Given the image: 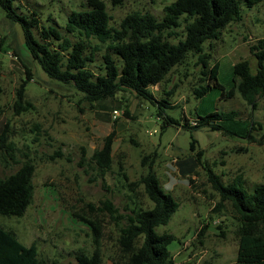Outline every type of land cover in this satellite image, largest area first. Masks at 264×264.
Segmentation results:
<instances>
[{"label": "rangeland", "instance_id": "374dc122", "mask_svg": "<svg viewBox=\"0 0 264 264\" xmlns=\"http://www.w3.org/2000/svg\"><path fill=\"white\" fill-rule=\"evenodd\" d=\"M20 1L34 5L45 23L53 18L62 25L72 10L86 8L87 2ZM103 1L112 18L110 24L118 27L123 17L134 10L150 11L162 17L164 6L173 0ZM29 8L32 9L30 5ZM246 10L242 21L223 29L212 51V61L219 63L218 81L227 88L233 85L236 62L247 59L253 71L257 69L250 44L264 37V2ZM1 39L4 44L0 50V132L5 126L9 127V141L14 143L15 150L14 159L10 158L8 163L0 151V177L15 172L26 159L33 160L36 166L31 204L22 216L0 214L4 228L14 231L27 246L35 243L43 264H52L54 260L77 264V255L80 252L92 254L95 243L90 224L77 218L74 212L93 214L88 204L101 206L105 199H111L122 214L130 213L132 208L152 207L143 186L132 188L129 183L153 170L165 191L179 202L169 223L158 227V232L175 234L176 239L169 249L176 262L235 264L238 238L231 207L226 204L219 212L215 211L219 195L208 170L221 175L224 182L238 174L244 175L248 186L264 182V144L245 137L253 124L254 137L262 138L264 97L258 99L256 106L247 103L238 93L231 99L221 100V88L213 86L206 96L197 98L192 85L200 81L201 66L195 64V58H189L187 63L174 68L162 84L152 86L159 99L166 97L162 92L165 88L170 90L175 86L176 89L170 101L177 106H165V111L179 119L182 126L172 125L162 131L158 106L135 93L120 92L115 98L95 101L93 107L80 101L82 93L74 84L51 78L31 58L21 26L8 18L0 6ZM208 43L205 46L209 51ZM21 59L33 73V79L26 86V100L32 106L17 114L13 108L16 89L27 79ZM101 61L99 54L92 65L96 73ZM115 109L121 111L118 117H114ZM126 109L130 110L129 116L124 114ZM216 109L239 110L238 117L221 122L234 133L209 127L198 130L183 127L186 125L184 116L194 124L195 118ZM112 132H115L113 164L102 176L92 156ZM194 138L197 142L191 149ZM144 157H148L145 164ZM97 214L104 227L102 264H112L111 257L119 252L116 242L119 228L107 212ZM206 225L201 236V229Z\"/></svg>", "mask_w": 264, "mask_h": 264}, {"label": "trees", "instance_id": "16d2710c", "mask_svg": "<svg viewBox=\"0 0 264 264\" xmlns=\"http://www.w3.org/2000/svg\"><path fill=\"white\" fill-rule=\"evenodd\" d=\"M262 2L264 0H173L164 6L162 17L150 11L134 10L123 17L118 27L110 24L112 18L103 0H87L86 8L72 10L63 25L53 18L45 23L38 9L29 2L25 5L20 0H0V6L8 18L21 26L31 58L51 78L74 84L82 93L80 101L93 107L95 101L115 98L120 92L135 93L158 106L157 116L165 131L172 125L182 126L179 119L165 111V106H177L170 101L176 89L175 86L170 90L165 88L162 92L166 97L159 99L152 86L162 84L174 68L187 63L189 58H195V64L201 66L200 81L192 85L197 98L206 96L213 86L221 88V100L231 99L238 93L247 103L256 106L258 99L264 97V37L250 44V51L257 59L256 71L247 59L236 62L231 88L218 81L219 63L212 61L215 40L221 38L223 29L242 21L246 9H253ZM206 42H209V51ZM3 44L1 39L0 50ZM99 54L102 61L96 73L92 65ZM21 62L27 79L16 89L13 108L17 114L32 106L26 100V86L33 79V73L24 60ZM124 114L129 116L130 110L126 109ZM238 116L237 109H216L195 118L194 124L184 116L186 125L183 127L193 130L209 127L232 134L234 132L221 122ZM253 126L251 124L245 137L264 144V133L256 140ZM114 137L115 132L107 135L102 148L96 149L92 156L102 176L112 168ZM196 142L194 138L191 149ZM14 150V143L9 141V127L5 126L0 132V151L6 163L14 159ZM146 160L148 157H144V164ZM35 169L33 160L26 159L15 172L0 177V214L22 216L26 212L33 200ZM208 171L219 195L215 211L219 212L226 204L231 207L238 238L235 264H264V182L248 186L243 174L224 182L221 175L210 168ZM124 177L129 180L126 173ZM138 185L143 186L152 207L132 208L130 213L122 214L111 199H105L101 206L88 204L93 214L74 212L77 218L90 224L95 243L92 254L80 252L77 255V264H102L104 227L98 212H107L119 228L116 238L119 252L111 257L112 264H178L169 249L176 239L175 234L158 232V227L169 223L179 202L165 191L153 170L129 183L132 188ZM206 228L207 225L201 229V236ZM0 264H43V261L35 243L23 244L14 231L0 224ZM52 264L62 263L54 260Z\"/></svg>", "mask_w": 264, "mask_h": 264}, {"label": "built area", "instance_id": "2783aa9c", "mask_svg": "<svg viewBox=\"0 0 264 264\" xmlns=\"http://www.w3.org/2000/svg\"><path fill=\"white\" fill-rule=\"evenodd\" d=\"M119 115H121V111L115 109V110H114V117H118Z\"/></svg>", "mask_w": 264, "mask_h": 264}]
</instances>
